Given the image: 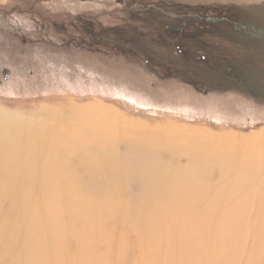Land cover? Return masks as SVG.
Instances as JSON below:
<instances>
[{
  "label": "rangeland",
  "instance_id": "rangeland-1",
  "mask_svg": "<svg viewBox=\"0 0 264 264\" xmlns=\"http://www.w3.org/2000/svg\"><path fill=\"white\" fill-rule=\"evenodd\" d=\"M0 109L18 119L14 134H2L17 186L30 176L25 161L33 178L63 171L95 195L122 193L144 217L141 233L163 236L169 204L180 210L201 185L214 200L190 205L225 220L228 241L243 236L245 256L261 235L264 0H0ZM124 152L140 159L122 160ZM128 177L140 179L139 206ZM141 233L116 239L125 254H143Z\"/></svg>",
  "mask_w": 264,
  "mask_h": 264
},
{
  "label": "bare ground",
  "instance_id": "bare-ground-1",
  "mask_svg": "<svg viewBox=\"0 0 264 264\" xmlns=\"http://www.w3.org/2000/svg\"><path fill=\"white\" fill-rule=\"evenodd\" d=\"M99 111L98 108H81L79 112ZM16 121L15 115L0 109V173L3 175L0 177V221L3 231L0 233V264H43V261H48V264H109L117 261L119 255L125 258L122 264H240L245 256L244 248L239 246L243 236L239 240L228 241L232 233L231 226L225 220L217 217L212 210L192 206L194 199L197 204L214 200L213 196L202 191L206 187L201 185L194 189L196 192L189 193L194 199L190 196L187 202V197L182 196L184 204L180 210L172 206L177 202L169 204L165 217L171 222L170 230L168 235L163 236L158 235L155 227H150L148 235L141 233L144 217L135 218L131 214L122 193L103 190L95 195L90 182L83 187L77 177L61 176L63 171L41 170L39 173L45 176L33 178V170H28L30 161H25L26 172L30 176L22 179L23 187L17 186L19 169L10 170L14 161L8 156H12V153L5 152L8 146L2 141L6 139L2 134H14L10 128L18 125ZM24 156H27L26 160L30 159L28 154ZM137 156L132 152L120 154L122 160L125 157L130 163L139 160ZM92 173L97 172L92 170ZM130 174L139 173L134 170ZM128 179L137 184L133 185L136 193L127 196L139 206L142 204L140 188L143 189L139 184L140 179ZM109 186L116 188L113 183ZM152 201L158 203L155 195ZM157 209L155 206L153 210ZM258 214L262 220L259 226L261 235L253 238L251 251L245 256L243 264H264V212ZM185 219L190 222L187 227L183 226ZM135 221H138V226L134 225ZM19 226L24 228V233L17 232ZM70 226L75 228L73 232H69ZM193 229L195 231L191 233ZM133 230L141 233L143 239L139 245L143 244V254L135 249L131 255L125 254L129 252V245L126 246L124 240H116ZM95 237H99L98 241H95ZM70 242L76 247V257L72 259L69 258ZM196 246L202 249L201 253L195 249ZM53 250L57 252L52 255Z\"/></svg>",
  "mask_w": 264,
  "mask_h": 264
},
{
  "label": "flooded vegetation",
  "instance_id": "flooded-vegetation-1",
  "mask_svg": "<svg viewBox=\"0 0 264 264\" xmlns=\"http://www.w3.org/2000/svg\"><path fill=\"white\" fill-rule=\"evenodd\" d=\"M239 31H243V30H239ZM176 34H179V35H184L185 34V31H184V28H180ZM158 41V40H157Z\"/></svg>",
  "mask_w": 264,
  "mask_h": 264
}]
</instances>
